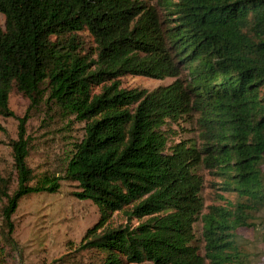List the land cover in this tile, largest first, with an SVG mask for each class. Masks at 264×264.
Wrapping results in <instances>:
<instances>
[{"label": "trees", "instance_id": "trees-1", "mask_svg": "<svg viewBox=\"0 0 264 264\" xmlns=\"http://www.w3.org/2000/svg\"><path fill=\"white\" fill-rule=\"evenodd\" d=\"M0 13V115L13 116L15 88L32 107L84 123L62 174L36 176L27 116L19 119L14 177L0 173V264L19 200L55 193L62 179L98 208L80 246L100 264H253L237 229L264 208V0H0ZM82 31L94 56L83 52ZM129 74L174 80L128 89L120 77ZM188 118L199 144L167 147L164 126ZM201 169L244 202L206 210ZM116 211L144 219L109 226Z\"/></svg>", "mask_w": 264, "mask_h": 264}, {"label": "rangeland", "instance_id": "rangeland-1", "mask_svg": "<svg viewBox=\"0 0 264 264\" xmlns=\"http://www.w3.org/2000/svg\"><path fill=\"white\" fill-rule=\"evenodd\" d=\"M155 0H152V3ZM5 17L0 13V26L4 27ZM84 53L95 54V43L87 31L79 33ZM174 78H152L141 75H124L120 84L124 88L152 90L165 85ZM102 85V84H101ZM94 86L99 91L100 86ZM8 105L13 116L0 115V173L14 177L11 140L16 139L18 121L27 116L26 135L29 139L27 164L36 176L43 173L62 174L72 144L80 141L84 123L70 117L68 121L50 105H30V100L12 88ZM194 120V119H193ZM192 119L169 122L164 126L168 137L167 147L181 140H193L199 144V129ZM264 170V165H263ZM204 185L202 198L204 206H236L244 202L235 193L221 190L220 179L206 169L200 170ZM12 184L11 188H13ZM79 188L76 182L62 179L55 193H34L19 200L13 214L14 232L8 264H100L99 255L89 249H81V243L88 229L99 221L100 213L91 200L74 195ZM144 218L129 220L122 211L112 213L108 225L130 224L135 226ZM250 226L237 229L238 242L253 264H264V208L248 214ZM106 224V225H107ZM102 228H99L100 231ZM202 223L194 224L196 244L201 242Z\"/></svg>", "mask_w": 264, "mask_h": 264}]
</instances>
